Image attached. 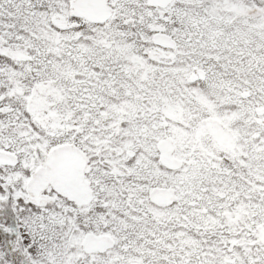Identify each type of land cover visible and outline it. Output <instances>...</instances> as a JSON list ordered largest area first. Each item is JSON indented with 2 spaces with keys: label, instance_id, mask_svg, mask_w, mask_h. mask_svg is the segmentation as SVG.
Returning a JSON list of instances; mask_svg holds the SVG:
<instances>
[{
  "label": "snow or ice",
  "instance_id": "snow-or-ice-1",
  "mask_svg": "<svg viewBox=\"0 0 264 264\" xmlns=\"http://www.w3.org/2000/svg\"><path fill=\"white\" fill-rule=\"evenodd\" d=\"M0 264H264V0H0Z\"/></svg>",
  "mask_w": 264,
  "mask_h": 264
}]
</instances>
